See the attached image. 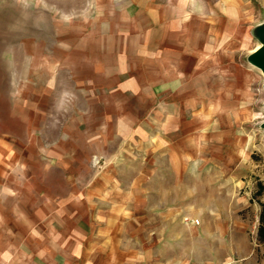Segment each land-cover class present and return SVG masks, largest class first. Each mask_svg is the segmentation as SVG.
Instances as JSON below:
<instances>
[{
  "label": "rangeland",
  "instance_id": "374dc122",
  "mask_svg": "<svg viewBox=\"0 0 264 264\" xmlns=\"http://www.w3.org/2000/svg\"><path fill=\"white\" fill-rule=\"evenodd\" d=\"M263 46L264 0H0L8 264H264Z\"/></svg>",
  "mask_w": 264,
  "mask_h": 264
},
{
  "label": "crops",
  "instance_id": "0c3cea01",
  "mask_svg": "<svg viewBox=\"0 0 264 264\" xmlns=\"http://www.w3.org/2000/svg\"><path fill=\"white\" fill-rule=\"evenodd\" d=\"M2 173H4V170ZM10 223L6 225L5 216L0 215V264H8L7 256L10 254L18 253V243H14L12 239H14L13 235L9 236L6 232L20 231L21 234L24 233V226L22 220L19 221V217L17 215L10 216Z\"/></svg>",
  "mask_w": 264,
  "mask_h": 264
},
{
  "label": "trees",
  "instance_id": "16d2710c",
  "mask_svg": "<svg viewBox=\"0 0 264 264\" xmlns=\"http://www.w3.org/2000/svg\"><path fill=\"white\" fill-rule=\"evenodd\" d=\"M258 236H259L260 241L264 242V210H262V212L260 213Z\"/></svg>",
  "mask_w": 264,
  "mask_h": 264
},
{
  "label": "water",
  "instance_id": "95a60500",
  "mask_svg": "<svg viewBox=\"0 0 264 264\" xmlns=\"http://www.w3.org/2000/svg\"><path fill=\"white\" fill-rule=\"evenodd\" d=\"M255 58L257 60L258 65L264 72V46L256 52Z\"/></svg>",
  "mask_w": 264,
  "mask_h": 264
},
{
  "label": "bare ground",
  "instance_id": "6f19581e",
  "mask_svg": "<svg viewBox=\"0 0 264 264\" xmlns=\"http://www.w3.org/2000/svg\"><path fill=\"white\" fill-rule=\"evenodd\" d=\"M256 46H258V45H256Z\"/></svg>",
  "mask_w": 264,
  "mask_h": 264
}]
</instances>
